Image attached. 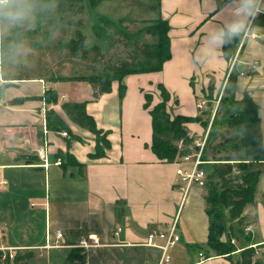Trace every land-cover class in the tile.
Listing matches in <instances>:
<instances>
[{"label": "crops", "instance_id": "1", "mask_svg": "<svg viewBox=\"0 0 264 264\" xmlns=\"http://www.w3.org/2000/svg\"><path fill=\"white\" fill-rule=\"evenodd\" d=\"M260 6L264 8V0ZM160 7L171 26L172 57L162 70L126 76V94L121 101L118 81L113 82L110 92L96 99L91 85L83 94V82L77 81L69 89L63 88L61 96V84L73 80L13 75L0 65V84H6L0 94V248L16 247L21 255L6 264H73L69 260L71 252L89 233L101 236L102 245L96 253L81 250L84 258L76 264H157L161 251L144 245L148 232L153 228L169 230L176 221V232L181 236L176 245L187 252L182 250L183 255L177 256L174 264H231L222 255L205 259L200 256L204 250L196 246L204 245L208 237L207 188L194 184L186 192L176 172L177 164L162 161L151 150L153 126L149 109L144 107V94L152 93V104L157 103L161 98L159 89H145L153 87L152 81L162 82L171 93L170 99L176 101L174 109L170 107L173 102L168 101V110L193 116L201 112L198 102L205 100L210 106V100L219 98L230 63L223 56L222 44L210 47L208 38L218 30L225 31L238 18L237 4L233 0H160ZM250 25L251 32L264 33V11L254 19L248 18L245 30L240 32L245 33ZM245 39L236 61L240 73L236 96L249 93L259 106L264 141V38ZM1 56L7 54L1 51ZM257 60L254 72L241 74ZM189 83L197 86L196 95L203 91L204 96L189 95L186 105L169 88H184ZM50 88L57 90L58 102L47 105L40 96ZM68 91L80 93L79 101L90 100L87 109L98 126L110 130L107 156L89 157L95 137L69 120L62 110V103L70 101ZM21 97L28 98L14 101ZM49 107L61 114L70 134L79 135V139L68 145L70 135L48 129ZM187 127L196 136L204 130L199 122L188 123ZM44 141L48 144V166H43L38 150ZM59 152L74 156L77 163L56 164ZM260 166L254 201L236 224L243 226L244 232L247 225L252 228L247 233L234 229L232 242L239 249L255 246L264 264V162ZM119 226L122 229L116 234ZM57 229L63 233L64 245L45 246L55 240ZM195 249L197 254H192Z\"/></svg>", "mask_w": 264, "mask_h": 264}, {"label": "trees", "instance_id": "2", "mask_svg": "<svg viewBox=\"0 0 264 264\" xmlns=\"http://www.w3.org/2000/svg\"><path fill=\"white\" fill-rule=\"evenodd\" d=\"M101 1L103 0H89L92 7H97ZM148 1V8L155 9L157 15L155 18L145 20L147 24L144 28L133 35V38L136 37L133 44L141 56L140 58L131 61L120 60L118 64L113 65V70L101 74L59 75L54 78L88 81L92 87L95 99L103 93L110 92L113 82L118 81L119 97L123 98L127 88L124 79L126 76L133 73L162 70L164 63L172 57V49H170L171 36L169 35L171 26L169 21L162 16L160 0ZM93 23L95 36L103 39L112 38L105 28L110 30L125 29L123 28L122 19L112 20L102 14L96 16ZM142 31L154 36L155 40L141 43L137 34L142 33ZM123 32L128 37L129 31L125 29ZM224 32L223 56L231 64L233 56L242 43L244 33L231 34L228 29H225ZM75 33V36L70 39L67 46L71 49L72 54H76V52L81 50L82 56L85 58L88 54L89 42L80 29H77ZM245 41L246 39L241 44L240 51H238L239 57L243 51ZM91 48L97 55L101 52L97 45H92ZM236 63L233 66L229 64L228 78L222 89L223 93L217 101L215 112L212 108L213 102L210 100L211 106L206 105V103V106L201 108V112L195 116L172 114L167 106L171 93L162 82H158L160 100L152 104L153 94L145 92L144 107L149 109L153 126V139L150 143V148L164 162L176 163L178 157L197 149L195 140L200 136L190 132L187 127L188 123L199 122L202 124L204 128L202 133L206 132L207 143L210 138L220 134L219 129L223 126H228L231 130L241 133L242 136L237 142V147L244 151V158L238 160L239 165H235V162L232 161L234 158L230 159L229 156L224 160L217 158L215 161H209L210 159L207 158L205 152H202L201 159L203 163H201L200 167L206 172L204 186L207 187L208 191L205 201L209 223L207 229L208 237L205 244L196 247L204 250L202 252L204 259L222 255L228 258L231 264H262L263 260L258 259L255 246L250 245L239 249L232 242V231L234 229L241 228V231L244 232L243 226H236V224L241 221V216L247 205L254 201L255 188L262 171V166L258 163L264 161V141L259 106L249 93L237 98L236 89L240 73ZM5 87L6 84H0V94ZM40 97L44 98L47 105L58 102V92L54 88L47 89L44 95ZM25 98L28 97H21L14 101L21 102ZM89 101L88 99L84 101H65L62 103V110L69 120L94 134L96 143L89 157L103 158V156H107L108 149L111 148V140L108 136L110 130L98 126L95 117L87 109ZM205 116H208V118ZM46 124L49 130L67 131L70 135L67 140L68 145L71 144L72 140L79 139V135L70 134L71 129L68 122L52 107L46 109ZM58 155L62 158V165L77 163L75 157L69 153L63 154L59 152ZM228 233L230 237L224 238ZM81 250L83 249L76 247L71 252L69 260L74 262L73 264L83 260L84 254L81 253ZM28 254H31V251L25 253L26 256H29ZM18 257H21V255H18L16 259ZM0 264L5 263L1 262Z\"/></svg>", "mask_w": 264, "mask_h": 264}, {"label": "rangeland", "instance_id": "3", "mask_svg": "<svg viewBox=\"0 0 264 264\" xmlns=\"http://www.w3.org/2000/svg\"><path fill=\"white\" fill-rule=\"evenodd\" d=\"M25 2L36 8L31 20L20 25H0V65L3 71L4 67H7L6 69L13 75H41L49 78L59 75L75 76L109 72L113 70V65L118 64L120 60L131 61L141 57L133 44L136 38H133V35L144 28L147 24L145 20L155 18L157 15L155 9L148 8V0H103L97 7H92L89 0H25ZM100 14L106 15L112 20L122 19L123 28L129 31L128 37L123 32L125 29L110 30L108 28L105 29L112 38L96 37L93 31V21ZM77 29L82 31L89 42L88 54L85 58L82 56L81 50L72 54L71 49L67 46L70 39L75 36ZM137 36L141 43L155 40L154 36L144 31ZM92 45L99 47L101 52L98 55L91 48ZM1 51H4L7 57H2ZM74 81L83 82V86H81L83 94L87 92L88 85H90L88 81L73 80L61 84L62 86L59 87L61 96L64 93L63 88L69 89ZM151 84L153 87L145 90L154 92L158 88V84L153 81ZM169 89H173L177 93L180 103L185 102L186 105L189 102V95L200 98L204 96L202 90L201 95H196L197 86L194 83H189L184 88L178 86ZM79 94H72L68 91L69 100H81L77 99ZM125 94L124 92L123 97ZM131 98L136 99V95H132ZM122 99L124 98L119 97L120 101ZM170 100L173 102L170 107L174 109L176 101ZM218 100L219 98L212 103L214 112ZM219 130L220 134L210 138L208 143L206 141L202 152H205L209 161H215L217 158L224 160L229 156L230 159L234 158L232 161L235 162V165H239L238 160L244 158V151L237 147V142L242 136L241 133L231 130L228 126H223ZM206 136V132L202 133L195 143H202ZM263 162L260 163L263 164ZM260 163L258 164L260 165ZM190 164L191 161L183 162L184 166ZM182 219L181 222H183ZM180 243L182 244V242ZM182 250L187 252V249H181L179 244L172 248V263L176 261L177 256L183 255ZM191 252L197 254L198 251L195 249Z\"/></svg>", "mask_w": 264, "mask_h": 264}, {"label": "built area", "instance_id": "4", "mask_svg": "<svg viewBox=\"0 0 264 264\" xmlns=\"http://www.w3.org/2000/svg\"><path fill=\"white\" fill-rule=\"evenodd\" d=\"M251 25L246 29V32L244 33L243 40L246 38V36H250L252 38H256L258 36L264 38V33H258V32H251L252 29L250 28ZM242 40V41H243ZM242 44V43H241ZM241 44L239 45V48H241ZM238 52L232 59L231 65L233 66L237 61ZM259 65V61H254L252 66L248 71H243L241 74L247 72H253L257 69ZM205 100H201L198 102L199 108H203L206 105ZM64 136H69L67 131L61 132ZM207 136L205 137L204 141L202 143L198 142L196 146V150L182 155L178 157L176 160L177 163V175L181 177V180L184 184V190L188 192L189 188L193 186L194 184L203 187L206 182V172L204 169L200 167L201 163H203L201 159L202 155V147L205 144ZM47 142L44 141V143L38 148L40 157L44 160L43 166H48V149H47ZM191 161V164L189 166H184L183 162ZM62 158L58 157L55 161L56 164H61ZM177 227V221L176 223H173L172 227L169 230L164 229H158L153 228L148 232L147 240L145 241L144 245H150L158 248L161 253L159 258L157 259V264H174L172 263V254H171V248L176 245V243L181 239L180 234L176 232ZM252 228V225H247L245 228V232H249ZM122 228L119 226L116 234L121 230ZM64 245L63 242V233L60 229L56 230V238L54 241H51L47 243V247H61ZM102 245L101 242V236L97 235L96 233H89L83 237H81L80 241L75 245L76 247H80L84 250H91L97 252V249ZM18 255V249L16 247H3L0 248V263L4 262L5 264L9 261L15 260ZM200 256L202 259H204V255L202 252H200Z\"/></svg>", "mask_w": 264, "mask_h": 264}, {"label": "clouds", "instance_id": "5", "mask_svg": "<svg viewBox=\"0 0 264 264\" xmlns=\"http://www.w3.org/2000/svg\"><path fill=\"white\" fill-rule=\"evenodd\" d=\"M237 4L236 12L238 18L228 25L231 34L239 33L246 28L248 18H255L257 14L264 11L260 6L261 0H233ZM36 8L25 0H0V25H20L31 20ZM225 42L224 30H218L210 34L208 45L218 46Z\"/></svg>", "mask_w": 264, "mask_h": 264}]
</instances>
